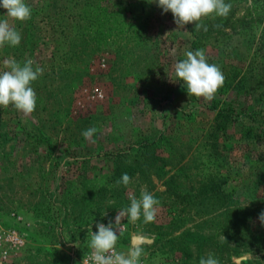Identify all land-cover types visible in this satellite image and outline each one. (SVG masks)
I'll list each match as a JSON object with an SVG mask.
<instances>
[{"label": "rangeland", "instance_id": "374dc122", "mask_svg": "<svg viewBox=\"0 0 264 264\" xmlns=\"http://www.w3.org/2000/svg\"><path fill=\"white\" fill-rule=\"evenodd\" d=\"M25 2L24 22L0 6L22 35L0 48V71L7 58L44 71L31 115L0 106V264H79L88 227L115 225L141 188L160 202L156 219L122 218L118 250L139 247L147 264H264V0H225L229 14L199 29L156 0ZM197 49L226 77L211 101L172 80ZM233 203L247 208L241 240L221 225Z\"/></svg>", "mask_w": 264, "mask_h": 264}, {"label": "clouds", "instance_id": "9594fccd", "mask_svg": "<svg viewBox=\"0 0 264 264\" xmlns=\"http://www.w3.org/2000/svg\"><path fill=\"white\" fill-rule=\"evenodd\" d=\"M156 2L164 13L168 11L173 13L175 23L180 28L190 22H196L195 29H199L202 27L199 23L202 18L226 17L231 9V4L225 0H156ZM0 6L7 9L6 16L14 20L24 22L31 19L32 8L25 0H2ZM21 40L22 35L14 25L7 19L0 20V48L5 45L16 47L20 45ZM184 55L186 58L174 65L176 79H171L182 80L190 96L211 101L225 82L226 77L222 70L218 65L207 62L203 49H197L195 52L187 50ZM3 65L7 70L0 71V106L7 107L11 104L25 116L31 115L37 107V94L31 85L43 74V67L32 59H27L21 64L15 58L5 59ZM96 131L95 127H90L83 131L82 135L85 139H91ZM131 180L132 178L125 172L116 184L122 183L127 186ZM129 199L130 207L119 210L115 225L111 221L107 225L97 223L96 232L91 230V226L88 227V234L91 237L88 243L89 259L92 264H140L143 254L141 248H130L127 252L117 250L119 239L117 231L120 234V222L125 216L131 222H136L143 215L145 223L153 222L160 202L145 188H141L139 198L130 194ZM259 220L264 224V211L259 214ZM199 264H219V261L209 254L207 258H201Z\"/></svg>", "mask_w": 264, "mask_h": 264}, {"label": "trees", "instance_id": "16d2710c", "mask_svg": "<svg viewBox=\"0 0 264 264\" xmlns=\"http://www.w3.org/2000/svg\"><path fill=\"white\" fill-rule=\"evenodd\" d=\"M222 112H226V114H229V111L231 112V106H228V108H226V110H221ZM205 189L202 190H208V189H212V186H206L204 187ZM232 212H233V217L231 218V220L227 219V221H223V223L221 224L223 227H225V230H229L230 232L227 233L229 236L234 237V239H240L242 236H245L246 234L242 231V232H237V229H239V227H241L243 225V223L246 221V207L239 205L238 203H233L232 204ZM238 233V234H237ZM235 235V236H234ZM248 239L246 240L247 243L252 242L253 238H251L250 236L247 237ZM254 245V244H251ZM251 245H249L247 248L248 250L246 251H250Z\"/></svg>", "mask_w": 264, "mask_h": 264}, {"label": "built area", "instance_id": "2783aa9c", "mask_svg": "<svg viewBox=\"0 0 264 264\" xmlns=\"http://www.w3.org/2000/svg\"><path fill=\"white\" fill-rule=\"evenodd\" d=\"M100 95V93L98 94ZM136 223V222H133ZM120 229L121 231H125L126 230V224L124 222H120ZM118 250V248H117ZM120 251V250H118ZM89 255H90V250L87 251L81 258L80 263L79 264H85V261H87V264H92V261L89 259ZM140 264H147L146 258L141 256L140 258Z\"/></svg>", "mask_w": 264, "mask_h": 264}, {"label": "water", "instance_id": "95a60500", "mask_svg": "<svg viewBox=\"0 0 264 264\" xmlns=\"http://www.w3.org/2000/svg\"><path fill=\"white\" fill-rule=\"evenodd\" d=\"M150 239L143 237V236H133L132 237V244H140L141 242H149Z\"/></svg>", "mask_w": 264, "mask_h": 264}]
</instances>
